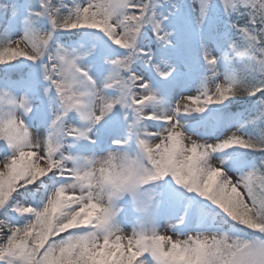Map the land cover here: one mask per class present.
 Returning <instances> with one entry per match:
<instances>
[{"label": "snow or ice", "instance_id": "1", "mask_svg": "<svg viewBox=\"0 0 264 264\" xmlns=\"http://www.w3.org/2000/svg\"><path fill=\"white\" fill-rule=\"evenodd\" d=\"M0 264H264V0H0Z\"/></svg>", "mask_w": 264, "mask_h": 264}]
</instances>
